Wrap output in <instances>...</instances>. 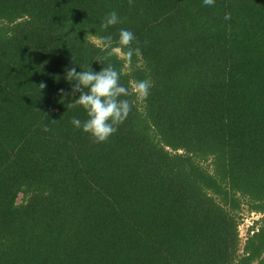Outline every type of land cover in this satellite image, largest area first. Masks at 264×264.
Returning <instances> with one entry per match:
<instances>
[{
	"label": "trees",
	"instance_id": "trees-1",
	"mask_svg": "<svg viewBox=\"0 0 264 264\" xmlns=\"http://www.w3.org/2000/svg\"><path fill=\"white\" fill-rule=\"evenodd\" d=\"M121 29L141 54L103 66L152 87L95 143L65 69L99 72ZM245 209L264 215V0H0V264H264Z\"/></svg>",
	"mask_w": 264,
	"mask_h": 264
},
{
	"label": "clouds",
	"instance_id": "clouds-1",
	"mask_svg": "<svg viewBox=\"0 0 264 264\" xmlns=\"http://www.w3.org/2000/svg\"><path fill=\"white\" fill-rule=\"evenodd\" d=\"M132 3V0H129ZM205 6H214L215 0H203ZM224 19L230 20L231 13H225ZM119 17L115 11L110 12L100 24V29L107 30L110 26L119 23ZM88 39V35L85 40ZM134 34L126 29H121L119 39L114 45L113 37L107 35L96 41V46L105 52L103 58H97V61L103 66L104 61L116 56L125 62H131L132 57L141 54L140 48L132 47L135 40ZM121 73L111 64L103 66L97 72L90 66L87 70L77 72L75 67L65 69V79L71 85L70 95L74 98L67 103L68 110L82 107L88 119L81 121L73 118L71 123L83 132L90 134L93 142H106L113 135L120 124L124 122L132 110L134 101L126 97L134 95L137 99L145 98L152 87L150 78L141 81L130 82L128 87L120 83ZM40 89L46 85L41 83ZM79 93L78 98H75ZM62 96H68L69 93L61 90ZM121 97H125L122 99ZM56 120H53L55 122ZM49 129L45 126L44 131Z\"/></svg>",
	"mask_w": 264,
	"mask_h": 264
},
{
	"label": "rangeland",
	"instance_id": "rangeland-1",
	"mask_svg": "<svg viewBox=\"0 0 264 264\" xmlns=\"http://www.w3.org/2000/svg\"><path fill=\"white\" fill-rule=\"evenodd\" d=\"M243 221L240 225V232H241V238H242V247L244 246V243L247 240L248 232L252 226H254V223L261 221L264 218V215L259 214H249L247 210L245 209L243 213ZM243 252V248H241V252Z\"/></svg>",
	"mask_w": 264,
	"mask_h": 264
}]
</instances>
